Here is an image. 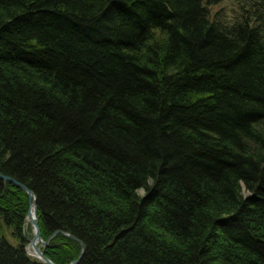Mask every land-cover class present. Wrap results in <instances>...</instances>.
<instances>
[{
	"label": "trees",
	"instance_id": "16d2710c",
	"mask_svg": "<svg viewBox=\"0 0 264 264\" xmlns=\"http://www.w3.org/2000/svg\"><path fill=\"white\" fill-rule=\"evenodd\" d=\"M217 1L0 0V173L55 264H264V0ZM30 201L0 179V264H45Z\"/></svg>",
	"mask_w": 264,
	"mask_h": 264
},
{
	"label": "water",
	"instance_id": "95a60500",
	"mask_svg": "<svg viewBox=\"0 0 264 264\" xmlns=\"http://www.w3.org/2000/svg\"><path fill=\"white\" fill-rule=\"evenodd\" d=\"M0 179L4 182H11L12 184L20 187L24 191L27 192L29 195L31 201H30V208L27 214L26 218V224H30L33 229V238L31 239L29 245H28V251L33 250L34 258L40 260L42 263L45 264H55L51 259H49L43 252L42 248H45L49 244V240L45 241L42 237L41 228L39 225V217H38V210H37V203H36V195L35 193L30 190L27 186L20 183L19 181L15 180L12 177H9L7 175H4L3 173H0ZM66 234V233H65ZM70 238H75L74 236L67 234ZM85 246L82 248L81 255L78 260L73 261L71 264H78L84 254ZM31 255V253H29Z\"/></svg>",
	"mask_w": 264,
	"mask_h": 264
},
{
	"label": "rangeland",
	"instance_id": "374dc122",
	"mask_svg": "<svg viewBox=\"0 0 264 264\" xmlns=\"http://www.w3.org/2000/svg\"><path fill=\"white\" fill-rule=\"evenodd\" d=\"M210 9L212 14L223 15L232 22L238 13V0H218ZM139 194L142 195L143 191H140Z\"/></svg>",
	"mask_w": 264,
	"mask_h": 264
},
{
	"label": "bare ground",
	"instance_id": "6f19581e",
	"mask_svg": "<svg viewBox=\"0 0 264 264\" xmlns=\"http://www.w3.org/2000/svg\"><path fill=\"white\" fill-rule=\"evenodd\" d=\"M29 226H31L30 224H26V229H28L29 228ZM31 228H32V226H31ZM42 233V232H41ZM32 236H33V229H32ZM33 238V237H32ZM42 250H43V248H42ZM29 253H31V257H34L33 256V254H34V252H33V250H31V251H28Z\"/></svg>",
	"mask_w": 264,
	"mask_h": 264
}]
</instances>
